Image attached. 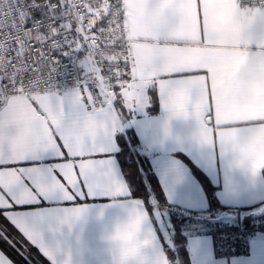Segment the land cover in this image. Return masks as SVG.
<instances>
[{"label": "clouds", "instance_id": "9594fccd", "mask_svg": "<svg viewBox=\"0 0 264 264\" xmlns=\"http://www.w3.org/2000/svg\"><path fill=\"white\" fill-rule=\"evenodd\" d=\"M178 2L186 13L171 14L163 33L154 30L152 17L137 10L138 0H59V5L42 0L40 22H34L27 9H16L18 27L14 25L9 31L0 24V81H7L0 83V114L12 122H47L55 129L67 123V106H61L65 97L71 96L80 104L87 101L88 105L97 96L114 99L113 85L119 83L124 72L122 61H128L137 76L141 69L150 68L158 79L161 74L192 67L191 58L204 55L212 57L214 68L222 73L223 86L218 83L216 92L222 95L223 106L231 117L224 122L217 113L215 97L209 101L200 82L201 86L188 91V118L195 122L196 135L203 128L210 142L202 143L211 147L215 142L221 145V131H236V141L226 145L228 151L239 156V148L249 145L257 156L264 155V141L258 135L264 133V0ZM34 4L35 0L29 7ZM15 6L16 0H0V19L10 15ZM197 8L203 17L199 23ZM105 17L107 26L97 27L93 33L91 29ZM26 23L32 27L25 29ZM73 32L76 36L71 40L53 39L72 36ZM30 41L48 44L47 55L35 68L28 59L32 54ZM65 44L70 45L66 55L72 57L76 72L70 87L57 81L60 64L51 55L62 51ZM236 57L240 58L238 71L232 65ZM237 79L241 81L239 87ZM143 84L152 86L148 79ZM108 107L103 105L104 109ZM196 109L198 119L192 115ZM141 216L137 243L149 235H142L145 214L141 212ZM135 219L136 214L111 237L113 264H130L141 255L143 246L134 253L131 243L117 238V233ZM63 264H70V257ZM158 264L169 262L161 257Z\"/></svg>", "mask_w": 264, "mask_h": 264}, {"label": "snow or ice", "instance_id": "6c2138e0", "mask_svg": "<svg viewBox=\"0 0 264 264\" xmlns=\"http://www.w3.org/2000/svg\"><path fill=\"white\" fill-rule=\"evenodd\" d=\"M33 0H30L32 5ZM59 5V0H50ZM115 3V0H113ZM41 0H35L32 8L34 22H40L42 12ZM118 6V5H117ZM137 10L153 18V28L163 33L167 27L169 16L174 13L185 14L186 9L178 0H138ZM45 6V11H46ZM108 17L97 27H106ZM198 23L203 20L197 8ZM2 24V22H0ZM59 25V21H56ZM76 36L53 37L56 40H71ZM82 39V38H81ZM201 39L203 27L201 25ZM70 45H63L62 51H53V55L67 56ZM192 67L170 73L161 74L157 79L150 68L136 69L128 61H122L124 72L119 76V83H114V99L106 100L97 96L92 105L87 101L77 103L71 96L61 101L62 109L67 106V123L55 129L47 122L31 120L28 123L12 122L0 114V240L7 241L8 247L0 250V264H22L15 252L20 241L46 256L56 264V252L44 240L40 222L46 213L41 211H22L26 205L39 204L58 197L63 201H75L77 198L91 196L97 192L106 195H126L128 185L119 171L116 153L120 147L116 143V134L123 128L125 110L134 112L143 108L150 100L149 90H158L163 107L169 112V120L175 117H188V91L202 86L205 95L212 101L215 97L218 115L225 123L230 121L231 113L223 106L222 95H217L218 83L223 86V76L214 68V60L210 56L198 55L191 58ZM240 58L236 57L232 65L238 71ZM114 81L116 78H113ZM148 79L152 86L143 84ZM139 81V83H138ZM6 84L7 81H0ZM241 81L237 79L236 86ZM97 101L99 104L97 105ZM107 104V109L103 105ZM101 110H97V108ZM192 115L199 118L196 109ZM211 116L212 113H209ZM75 117V118H73ZM165 134L168 124L164 125ZM264 141V133L258 134ZM222 154L226 145L237 139L236 131L219 133ZM197 139L209 141L203 130ZM255 139V138H254ZM238 163L250 169L253 175L264 169V155L257 156L249 145L239 148ZM134 211L141 202H134ZM86 209L74 207L64 210V216L52 229L59 231V226L68 224L70 217H78ZM141 212L136 211V219L117 233V238L132 244V252L141 246H150L153 238L149 234L142 242H136V234L142 224ZM49 227H52L50 224ZM19 237V240L16 237Z\"/></svg>", "mask_w": 264, "mask_h": 264}, {"label": "crops", "instance_id": "0c3cea01", "mask_svg": "<svg viewBox=\"0 0 264 264\" xmlns=\"http://www.w3.org/2000/svg\"><path fill=\"white\" fill-rule=\"evenodd\" d=\"M149 96L151 98L143 108L134 112L125 110L124 126L116 134V143L119 145L120 133L128 129L136 133L139 149L148 156L165 197L172 206L181 210L203 211L209 204L202 183L183 157L208 176L217 188L216 197L222 205L233 208L264 205V169L253 175L249 168L237 162V154L228 150L222 154L219 142L211 147L200 142L192 119L175 117L169 120V112L163 107L158 90H149ZM165 123L168 124L167 134L164 131ZM116 158L119 171L128 185V194L111 196L97 192L75 201L54 197L22 209L46 213L40 224L45 243L56 252V264H63L68 257L70 264H113L111 237L136 211L145 214L142 235L150 234L153 243L145 246L140 257L130 264H158L161 257L170 264L166 249L169 242L156 217V212L162 214L164 211L156 206L150 210L142 198L131 195L119 152ZM135 201H140L141 205L134 211ZM154 204L153 199L151 205ZM74 207L86 211L78 217H70L71 228L68 224H62L59 231L54 232L52 229L63 218L64 210ZM50 224L52 227H49ZM188 250L191 264H264V237L251 241L247 255L217 257L213 237L209 234L190 236Z\"/></svg>", "mask_w": 264, "mask_h": 264}, {"label": "trees", "instance_id": "16d2710c", "mask_svg": "<svg viewBox=\"0 0 264 264\" xmlns=\"http://www.w3.org/2000/svg\"><path fill=\"white\" fill-rule=\"evenodd\" d=\"M118 143L120 146L119 160L129 181L131 195L142 198L150 210L151 207L156 206L168 213L172 244L166 249L170 264H191L188 238L192 235H211L217 257L247 255L251 241L264 237V213L231 218L235 212L253 209L261 204L245 208L222 205L216 197L217 188L208 176L186 157H183L190 165L193 174L202 183L209 204L203 211L178 209L167 201L148 156L139 149V139L136 133L132 129L120 133ZM152 199L155 200L153 206L151 205ZM16 239L19 240V237L17 236ZM7 247V241L0 240V248L3 250ZM12 250L22 264H52L38 249L29 246L24 241H20L18 246Z\"/></svg>", "mask_w": 264, "mask_h": 264}, {"label": "built area", "instance_id": "2783aa9c", "mask_svg": "<svg viewBox=\"0 0 264 264\" xmlns=\"http://www.w3.org/2000/svg\"><path fill=\"white\" fill-rule=\"evenodd\" d=\"M29 5H31L30 0H16L15 9L12 11L10 15H7L2 19H0V22H2L3 26L6 27L9 31H12L14 25L17 27L19 26L18 23L19 11H23L24 9H27L32 14L33 10L31 7H29ZM16 9H18L19 11H17ZM31 27H32L31 23H26L24 25L25 29H30ZM0 31H3V27H0ZM41 31H43V29H41ZM29 43H31L32 45V54L28 59L29 62H31L32 67L35 68L38 65V63L44 59V56L47 55L48 44L46 43L42 46L39 42L36 41H30ZM51 55L52 57H55L53 55V52ZM58 59H59L60 67L58 69L57 81L60 82L62 85L70 87L72 84L73 77L76 75V72L74 71V67H73L74 62L72 60V57L59 56ZM13 63H15V61H13Z\"/></svg>", "mask_w": 264, "mask_h": 264}, {"label": "rangeland", "instance_id": "374dc122", "mask_svg": "<svg viewBox=\"0 0 264 264\" xmlns=\"http://www.w3.org/2000/svg\"><path fill=\"white\" fill-rule=\"evenodd\" d=\"M262 213H264V205L257 206L255 208L249 209V210H242L239 212H235V214L232 215L231 218H236L239 215H241V216H243V215H257V214H262ZM156 217H157V221L159 222V225L161 227L163 234L165 235L167 241L169 242V245H171L172 240H171L170 224H169V220H168V213L165 211L162 214H159L158 212H156Z\"/></svg>", "mask_w": 264, "mask_h": 264}]
</instances>
